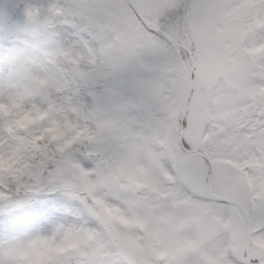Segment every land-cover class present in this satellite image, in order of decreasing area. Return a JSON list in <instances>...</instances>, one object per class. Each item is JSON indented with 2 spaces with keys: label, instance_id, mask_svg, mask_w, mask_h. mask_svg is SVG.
Listing matches in <instances>:
<instances>
[{
  "label": "snow or ice",
  "instance_id": "obj_1",
  "mask_svg": "<svg viewBox=\"0 0 264 264\" xmlns=\"http://www.w3.org/2000/svg\"><path fill=\"white\" fill-rule=\"evenodd\" d=\"M28 38L0 264H264V0H6L0 81Z\"/></svg>",
  "mask_w": 264,
  "mask_h": 264
},
{
  "label": "rangeland",
  "instance_id": "obj_2",
  "mask_svg": "<svg viewBox=\"0 0 264 264\" xmlns=\"http://www.w3.org/2000/svg\"><path fill=\"white\" fill-rule=\"evenodd\" d=\"M2 0L0 4L5 3ZM26 47L21 48L17 57L14 58V64L25 65L23 72L10 73L8 78L0 81V97L7 98L9 90H15L24 99H30L33 95L32 81L42 77H53L56 74V69L47 63H44L39 58V53L36 47L26 40ZM1 111L5 109L0 107Z\"/></svg>",
  "mask_w": 264,
  "mask_h": 264
},
{
  "label": "trees",
  "instance_id": "obj_3",
  "mask_svg": "<svg viewBox=\"0 0 264 264\" xmlns=\"http://www.w3.org/2000/svg\"><path fill=\"white\" fill-rule=\"evenodd\" d=\"M1 1L2 0H0V3H1ZM14 19H16V18H14ZM27 41H29L31 44H33L38 51L41 50L42 44L38 40H35L33 38H28Z\"/></svg>",
  "mask_w": 264,
  "mask_h": 264
}]
</instances>
